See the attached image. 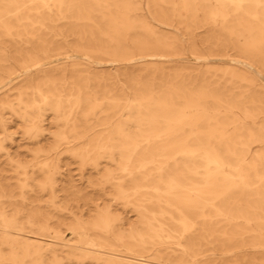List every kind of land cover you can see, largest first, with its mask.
<instances>
[{"label":"bare ground","instance_id":"1","mask_svg":"<svg viewBox=\"0 0 264 264\" xmlns=\"http://www.w3.org/2000/svg\"><path fill=\"white\" fill-rule=\"evenodd\" d=\"M147 1L151 18L166 26L175 1L177 18L187 21L196 18L198 3L203 22H219L242 41L244 53L264 51V0ZM141 11L139 0H0V39L10 42L0 47V66L9 68L0 76V91L15 80L35 79L20 88L15 107L0 106L33 138L51 112L61 125L52 150L73 144L69 153L82 165L97 171L104 160L113 166L104 171L103 184L112 185L113 199L131 206L137 218L136 224H116L118 217L104 207L90 222L74 218L65 239L56 229L49 233L38 215L21 222L19 214L7 216L0 207V246L9 247L7 257L0 250V262L160 264L164 255L169 264H217L218 253L264 248V125L257 124L264 93L255 90L251 61L227 62L222 76L228 89L177 73L165 81L156 52L176 49L177 39L151 32ZM126 35H132V49L123 47ZM101 60L130 71L119 75L124 84L96 69ZM12 65L20 72L14 74ZM237 84L245 85L238 95L232 92ZM48 165L39 167L47 171L39 188L50 191L54 205L57 169ZM17 168L23 190L27 173ZM0 191L1 205V185ZM168 244L182 245L169 252Z\"/></svg>","mask_w":264,"mask_h":264},{"label":"rangeland","instance_id":"2","mask_svg":"<svg viewBox=\"0 0 264 264\" xmlns=\"http://www.w3.org/2000/svg\"><path fill=\"white\" fill-rule=\"evenodd\" d=\"M139 2L142 7L140 14L146 17L145 23L149 26L151 32L158 36L177 39L176 49L156 52L157 55H161L163 58L164 63L159 65V67L163 68L166 73L165 81H167L168 75L172 76L177 73L181 74L185 80L196 82L205 80V82L213 83L220 88L228 89L231 87L226 78L222 76V71L227 67V62L230 60L239 62L251 61V65L255 70V73L252 71V76L256 79L255 90L264 93V51L252 54L244 53L240 47L242 41L238 42L235 37L223 32L218 25L219 22H215V24L209 21L207 23L203 22L198 3H196V18L187 21L177 18L179 6L177 1H175L172 5V11L169 12L171 16L170 26H166L151 18V14L146 11L147 0H139ZM153 15L157 16L159 14L153 13ZM165 15L167 16V11ZM135 34L142 37L138 30ZM131 37L132 35L125 36V40L122 43L123 47L132 49ZM143 38L151 39V37L144 35ZM66 40L71 41L72 38L70 37ZM108 40V38H103L101 42L106 44L105 42H108ZM9 44L8 40L0 39V47L6 48ZM10 54V52H6V55L10 56ZM196 55L201 57L202 61H195ZM134 57L137 58L139 55L135 53ZM100 62L101 64L96 66L99 72L112 76L116 75L119 78L116 80L117 86L124 84L123 78H120L119 75L123 71L129 73V70H124L123 67L118 66L119 70L116 71L114 65H110L104 60ZM12 66L16 69L14 74L20 72L17 66ZM7 69H9L8 66L2 64L0 66V76H4ZM153 77L157 78L156 75ZM33 80L35 79L32 78V82L22 83L15 82V80L11 83V86L1 90L5 94L1 95L0 93V101L8 102L15 107L16 96L21 91L20 88L23 89L25 86L34 84L33 82L35 81ZM106 83L108 85V82ZM232 87V92L236 95L240 91H245V85L243 84L233 85ZM124 92L128 97L130 90L125 88ZM44 95H47V92ZM2 108L0 106V145L2 146L0 150V185L6 197L1 199L2 204L0 207L7 216L19 214L21 222H25V218L29 215H38L41 217V222L44 220L47 222L49 233L56 229L61 232L65 239L70 238L66 226L71 224L74 218L90 222L96 212L104 207H109L112 215L118 217L119 221L116 224L128 225L137 223L132 207L122 206L115 201L113 199V186L103 184L101 178L104 171L106 169L113 170V166L107 164L104 160L101 161L97 171L90 165H82L78 159L69 153V149L74 147L73 144H62L56 150H52L55 144L53 135L60 130L61 125L56 124L51 112L47 111L44 113L42 118L44 131L37 138H33L25 134L24 124L16 115L8 109ZM238 115L241 117L240 114ZM110 122H114V118H110ZM257 124L264 125V115L259 116ZM43 164H49L50 169L53 167L57 169L54 175V205H51L52 194L50 191H42L39 188V184L44 181V177L47 175V171L39 170V167ZM17 165L25 168L28 177V186L23 190L19 189L21 177L18 174L22 173V171L17 168ZM181 245L168 244L166 246L170 252L181 249ZM0 250L4 257L8 256V246H0ZM57 254L62 258V253L58 252ZM29 261L30 259L26 258L24 264H28ZM156 261L160 264H169L171 259L163 255ZM61 263L76 264V261L63 259ZM81 263L95 264L91 260H85ZM215 263L264 264V248L262 251L249 246L233 249V253L227 257H222L218 253ZM0 264H9V262H0ZM189 264L196 263L192 262ZM202 264H209V262Z\"/></svg>","mask_w":264,"mask_h":264}]
</instances>
